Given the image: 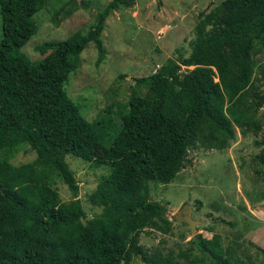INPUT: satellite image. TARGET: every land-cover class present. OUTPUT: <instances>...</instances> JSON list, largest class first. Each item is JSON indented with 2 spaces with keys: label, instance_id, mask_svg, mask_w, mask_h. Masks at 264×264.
I'll use <instances>...</instances> for the list:
<instances>
[{
  "label": "trees",
  "instance_id": "trees-1",
  "mask_svg": "<svg viewBox=\"0 0 264 264\" xmlns=\"http://www.w3.org/2000/svg\"><path fill=\"white\" fill-rule=\"evenodd\" d=\"M47 2L0 0V264H130L133 257L179 264L140 243L146 229L166 234L172 228L166 208L150 199L149 183L172 182L189 150L221 151L237 128L242 135L261 129L264 91L254 88L253 77L254 44H264V0H220L201 13L189 49L175 48L152 74L136 78L144 92L131 90L116 117L107 109L90 122L65 84L89 42L97 63L105 58L106 19L135 0H109L85 33L45 41L36 46L43 57L31 60L21 47L37 33ZM65 11L71 10L54 13ZM25 145L35 158L13 165ZM67 155L108 169L88 195L101 211L87 221ZM257 157L264 163V141ZM54 179L74 199L62 202ZM189 241L180 257L196 249L193 262L244 264L220 234Z\"/></svg>",
  "mask_w": 264,
  "mask_h": 264
},
{
  "label": "rangeland",
  "instance_id": "rangeland-1",
  "mask_svg": "<svg viewBox=\"0 0 264 264\" xmlns=\"http://www.w3.org/2000/svg\"><path fill=\"white\" fill-rule=\"evenodd\" d=\"M109 0H48L47 14L41 19L37 33L21 47L31 60L43 57L36 46L45 41L63 40L75 32L85 33L95 23L97 14ZM220 0H135L133 6L113 10L101 33L105 58L97 63V49L89 42L80 54V65L65 84L70 98L81 106L87 121L100 118L107 109L116 117L119 107L128 99L131 90L141 94L144 88L136 78L147 77L172 56L177 47L189 49L193 27L201 13L209 12ZM70 9L54 13L57 9ZM45 13V9H44ZM1 16H0V38ZM256 62L253 86L264 91V44L255 41ZM185 67L182 66V69ZM258 117L262 127L257 134L242 135L236 129L235 138L228 147L189 150L185 166L168 184L149 183V196L173 216L183 205L191 207V216L198 221L195 235L210 238L221 235L224 247L233 248L244 264H264V163L257 157L264 141L262 110ZM82 133V129H80ZM113 131L103 139L107 144ZM35 152L23 146L11 159L13 165L30 162ZM78 182L77 198L85 211L83 221L97 215L101 208L88 200L106 167L94 168L78 157H65ZM256 170H259L257 172ZM53 187L60 200L74 199L68 187L54 179ZM168 218V217H167ZM172 228L166 233L144 230L140 243L150 251H161L179 264H205L192 261L199 257L194 249L189 257H180L187 251L191 237L189 225L172 218ZM260 247V248H259ZM259 248V249H258ZM188 252V251H187ZM130 264H144L133 257Z\"/></svg>",
  "mask_w": 264,
  "mask_h": 264
},
{
  "label": "water",
  "instance_id": "water-1",
  "mask_svg": "<svg viewBox=\"0 0 264 264\" xmlns=\"http://www.w3.org/2000/svg\"><path fill=\"white\" fill-rule=\"evenodd\" d=\"M168 218H172L177 221L185 222L189 225L190 233L195 235L196 233V224L198 221L194 220L191 216V207L187 204L183 205L172 217L167 213Z\"/></svg>",
  "mask_w": 264,
  "mask_h": 264
}]
</instances>
